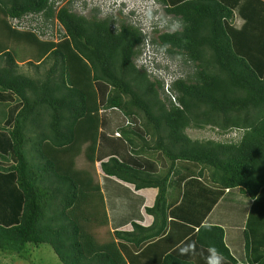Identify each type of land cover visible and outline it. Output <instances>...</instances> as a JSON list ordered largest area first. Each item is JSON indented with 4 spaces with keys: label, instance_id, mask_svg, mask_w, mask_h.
<instances>
[{
    "label": "trees",
    "instance_id": "1",
    "mask_svg": "<svg viewBox=\"0 0 264 264\" xmlns=\"http://www.w3.org/2000/svg\"><path fill=\"white\" fill-rule=\"evenodd\" d=\"M156 1L182 28L151 42L190 67L171 81L177 104L166 97L168 106L162 81L134 63L146 38L137 24L115 28L112 14L95 9L89 17L55 12L49 0H0V255L28 260V246L47 244L61 264H212L215 248L226 264H264V254L250 256L263 210L243 231L244 263L221 226L201 223L225 190L255 200L264 189V41L234 49L233 12L223 0ZM41 13L58 20L59 38L41 39L38 27L26 26ZM106 112L122 121L111 129ZM206 126L245 132L238 143L185 132ZM171 179L197 184L201 219L190 236L168 220ZM124 184L156 190L143 207L151 221L112 231L107 203L130 197ZM200 248L209 256L196 262Z\"/></svg>",
    "mask_w": 264,
    "mask_h": 264
},
{
    "label": "crops",
    "instance_id": "2",
    "mask_svg": "<svg viewBox=\"0 0 264 264\" xmlns=\"http://www.w3.org/2000/svg\"><path fill=\"white\" fill-rule=\"evenodd\" d=\"M223 2L228 4L233 12V19L229 24L231 33L229 35L234 49L237 41L241 44L249 41L253 43L264 41L263 0H223ZM190 179H194V176H191ZM201 182L204 183L202 180ZM171 183L172 186L169 187L167 192L168 220L177 222L181 229L190 236L192 233L191 228H197L196 225L201 219L200 200L197 198L195 191L197 184L193 183L189 186V184L187 185L188 181L179 183V181L173 182V179H171ZM119 187H123L131 193L128 199L113 197L111 205L107 203L110 229L113 231L125 228L129 226L131 221L142 225L149 223L151 218L145 216L143 207L152 204L156 190L145 189L144 191L134 192L128 185L124 184ZM203 192L207 193L208 191L203 190ZM185 198L188 201L185 202ZM260 199L264 200L262 191L260 196L253 200L242 194L237 188L225 190L219 196L211 211L201 219L202 224L218 225L223 228L226 246L235 259L242 263L246 262L243 231L248 226L250 214L254 215L255 210L258 212L263 210L264 213V204L258 202ZM257 203L259 204L257 205ZM260 221L259 225L262 226L264 220L261 218ZM173 225L171 222L167 223L168 227ZM178 230L176 227V231ZM260 230L261 235H255L256 243L251 242V248L254 250L250 255L251 257L264 254V227L262 226ZM192 252V258L194 257L196 262L209 256L201 248Z\"/></svg>",
    "mask_w": 264,
    "mask_h": 264
},
{
    "label": "rangeland",
    "instance_id": "3",
    "mask_svg": "<svg viewBox=\"0 0 264 264\" xmlns=\"http://www.w3.org/2000/svg\"><path fill=\"white\" fill-rule=\"evenodd\" d=\"M125 4L114 2L113 0H61L59 6L65 5L71 11L85 15L89 17L93 10L95 9L98 13V16L106 17L112 14L114 16V25L121 23L124 24H136L139 23V26L143 30V33L146 35L144 44V49L142 54L134 58V63L136 64L139 71H146L147 75L151 80H160L164 84L163 91L160 92V100L166 103V97L174 103L177 104V101L174 99L175 93L170 91V88L167 87V82L170 79L178 76V74L185 76V74L190 70L189 64L186 66L183 64V60L175 56H170L165 50L160 48V46L154 42H151V39H156L157 35L163 32H170L167 27L160 25L159 20L161 17L167 18L169 22L177 21L173 16L166 15L164 13V8L156 0H122ZM115 4V6H114ZM119 5V6H118ZM93 8V9H92ZM123 8L119 13L117 10ZM129 8H133L134 14H130ZM92 9V10H91ZM151 9L153 11V19L151 21L147 18V12ZM127 15H130L127 17ZM28 27H38L42 36L41 39L46 38H59L62 34L61 26L56 23L55 20H43L41 15H31L28 18ZM182 28V26H181ZM178 29L179 30H181ZM156 31H155V30ZM138 58V59H137ZM47 65H44L46 67ZM19 70L25 74L35 76L37 71L33 66H29L26 63H19ZM164 67V69H160ZM43 68H41L42 72ZM168 106V104L166 103ZM108 114L107 118L111 119V129L116 127V124L120 123L122 119L118 116L120 114L115 112H106ZM143 119V118H141ZM213 127L206 126L203 129H196L189 127L185 130L186 134L191 139H206V138H216L217 134L215 130H211ZM149 144L152 146V139H148ZM148 156L154 155L158 158H161L158 152L151 151L147 154ZM78 163H83V160L80 159ZM184 164H180L182 167ZM190 166H192L190 164ZM194 167V166H193ZM198 168H195L192 172L193 175L197 174ZM202 180L205 179L203 178ZM130 187H132L130 185ZM175 189V188H174ZM144 191V190H142ZM264 194V189L262 190ZM264 201V200H263ZM29 247V259L19 258L14 254H1L0 255V264H61L58 260L52 249L47 244H41L38 247L28 246Z\"/></svg>",
    "mask_w": 264,
    "mask_h": 264
},
{
    "label": "clouds",
    "instance_id": "4",
    "mask_svg": "<svg viewBox=\"0 0 264 264\" xmlns=\"http://www.w3.org/2000/svg\"><path fill=\"white\" fill-rule=\"evenodd\" d=\"M60 1L61 0H49V4L50 5H52V7H53V10L55 11V12H57L60 8H62V7H66L65 5H63V6H59L60 5ZM86 0H83V2H85ZM114 2H116V4H118V3H123V4H125V2L124 1H122V0H113ZM114 6H115V4H114ZM119 6V5H118ZM66 8H68V7H66ZM69 9V8H68ZM130 9V11H129V13L130 14H134V12H133V8H129ZM70 11H71V9H69ZM123 11V8H120L119 10H117V11ZM135 11V10H134ZM73 12V11H72ZM75 13V12H74ZM121 13V12H120ZM153 11L151 10V9H149V11L147 12V18H148V20L149 21H151L154 17H153ZM38 15H41L42 17H43V15H42V13L41 14H38ZM130 15H127V17H129ZM43 20H44V18H43ZM49 20H51V19H49ZM53 20H55L56 21V23H58L59 25H60V23L58 22V20L56 19V18H54ZM159 23H160V25L161 26H163V27H167L168 28V30L170 31V32H175V31H177L178 29H180L181 28V26H182V22L181 21H179V20H177V21H172L171 23L169 22V20L167 19V18H164V17H161L160 18V20H159ZM138 26H139V23L137 22L136 23ZM61 26V25H60ZM114 27L115 28H118V25L116 24V25H114ZM140 27V26H139ZM61 28H62V32L64 31L63 30V27L61 26ZM141 28V27H140ZM142 32H143V30H142ZM38 34L40 35V31L38 32ZM144 42H145V40H144ZM143 42V43H144ZM163 48H167V45H164L163 46ZM140 49V52H138V58H139V56L142 54V52H143V49H144V44H142V45H140L139 46V48H138V50ZM136 56V57H137ZM137 58V59H138ZM160 69H164V67H161ZM177 77V76H176ZM175 78V77H174ZM173 78V79H174ZM173 79H170L169 80V82H167V87H169V85H170V83H171V81L173 80ZM161 80V79H160ZM163 83V82H162ZM163 86H164V84H163ZM171 91V90H170ZM211 130H215L216 131V134H217V137L216 138H206V139H211V140H217V141H222V142H227V143H238L240 140H241V138L243 137V135H244V132H245V130L244 129H242V128H232V129H229V130H227V131H224V132H221L220 134H218L217 133V128L215 127L214 129H211ZM238 190H239V188L238 187H236ZM235 188V189H236ZM233 189V188H232ZM229 190V189H228ZM227 191V190H226ZM246 195V194H245ZM213 250H214V252H215V256L213 257V256H211L210 255V257H209V260L212 262V264H226V257H224V255L222 254V253H220L217 249H215V248H213ZM182 252H187L188 251V249H182L181 250Z\"/></svg>",
    "mask_w": 264,
    "mask_h": 264
}]
</instances>
